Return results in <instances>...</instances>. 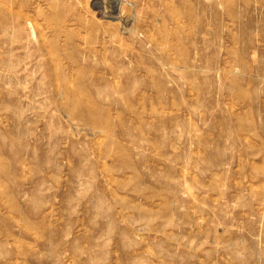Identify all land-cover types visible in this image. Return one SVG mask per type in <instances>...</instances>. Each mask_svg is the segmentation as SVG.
Segmentation results:
<instances>
[{
  "label": "rangeland",
  "instance_id": "374dc122",
  "mask_svg": "<svg viewBox=\"0 0 264 264\" xmlns=\"http://www.w3.org/2000/svg\"><path fill=\"white\" fill-rule=\"evenodd\" d=\"M110 2L0 0V264H264V0Z\"/></svg>",
  "mask_w": 264,
  "mask_h": 264
},
{
  "label": "bare ground",
  "instance_id": "6f19581e",
  "mask_svg": "<svg viewBox=\"0 0 264 264\" xmlns=\"http://www.w3.org/2000/svg\"><path fill=\"white\" fill-rule=\"evenodd\" d=\"M106 2V1H105ZM118 5H119V0H111L110 2V6H109V12H106L107 13V18L109 19H116L117 17H114V15L116 13H118ZM120 7V6H119ZM107 8V7H106ZM104 11V10H103ZM102 11V12H103ZM101 12V10H100ZM116 16V15H115ZM119 16V15H118ZM85 19V18H84ZM120 19V18H119ZM127 29V28H126ZM131 31V30H130ZM73 32V31H72ZM132 32V31H131ZM90 36V35H89ZM92 37V36H91ZM94 38V37H93ZM88 41H90L89 39H87ZM92 40V39H91ZM93 42V40L91 41ZM108 47V46H107ZM55 56V55H54ZM53 56V57H54ZM58 71V70H57ZM81 90V89H80Z\"/></svg>",
  "mask_w": 264,
  "mask_h": 264
}]
</instances>
